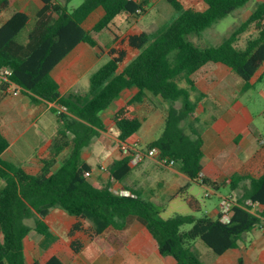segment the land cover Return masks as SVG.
<instances>
[{
  "label": "trees",
  "instance_id": "trees-1",
  "mask_svg": "<svg viewBox=\"0 0 264 264\" xmlns=\"http://www.w3.org/2000/svg\"><path fill=\"white\" fill-rule=\"evenodd\" d=\"M42 1L44 5L33 20L25 12L16 11L0 26V68L9 67L10 80L30 94L34 102H54L66 111L59 113L57 107L53 108L60 127L37 173L1 157L9 141L0 131V264H64L56 255L45 262L32 263L25 256L26 237L32 230L48 233L45 218L54 208L89 220L93 225L92 237L99 243L108 229L121 231L139 221L157 240L160 253L172 256L175 264H206L193 248V241L198 238L221 255L236 248L245 233L264 226V165L259 174L231 177V189L240 193L236 199L239 205L232 208L230 221L223 222L209 214L197 217L193 213H174L165 218L159 204L137 191L115 192L112 180L123 182L133 170L130 154L111 163L110 180L104 186L90 180L87 173L91 174L92 165L82 157L92 139L113 125L119 130L120 141L128 143L142 126L134 112L135 105L150 92L168 104V111L160 135L148 147H158L160 157L175 159L191 180L217 190L215 182L199 178L204 138L188 119L203 94L193 75L209 62H220L243 78V91L254 85L251 80L264 63V0L221 43L205 45L197 43L194 37L200 38L206 29L250 0H204L202 9L187 7L181 0H167L176 15L155 32L129 36V45L139 50L132 60L121 69L126 53L111 49L109 59L91 74L86 92L70 91L64 95L52 76L54 67L79 43L100 48L94 34L111 28L121 14L145 10L148 0H83L72 10L58 0ZM8 4L9 0H0V10ZM100 8L103 15L91 29H86L85 21ZM25 30L27 36L21 41L19 36ZM7 86L8 82L0 79V88L6 90ZM133 87L138 91L113 114L110 122H105L102 111L124 90ZM67 148L68 156L54 169ZM189 186L181 187L174 197L184 196L192 212H198L202 204L195 196L186 194ZM249 199L257 203L256 213L250 207L240 206ZM186 224L191 227L183 230ZM81 229L83 223L79 221L71 234ZM72 247L78 252L82 243L74 240Z\"/></svg>",
  "mask_w": 264,
  "mask_h": 264
},
{
  "label": "crops",
  "instance_id": "crops-1",
  "mask_svg": "<svg viewBox=\"0 0 264 264\" xmlns=\"http://www.w3.org/2000/svg\"><path fill=\"white\" fill-rule=\"evenodd\" d=\"M43 5L42 0H9L8 6L0 10V26L16 11L25 12L33 20ZM96 14L97 18L95 16L96 19L91 25L90 19ZM102 15L103 10L97 9L85 21L84 27L88 30L91 29ZM27 33L26 30L23 31L19 39L24 41ZM93 49L94 47L87 43H79L54 67L51 73L59 83L62 95L70 91L86 92L89 89L90 76L98 69V66H94L96 56ZM213 67L221 72L214 71ZM203 70H211L213 76L202 79L203 81L199 83L200 80L198 81L196 78L201 76L200 73ZM232 75H234V80H232ZM263 75L264 63L252 78L251 83L255 84ZM193 77L203 96L194 113L189 117L188 123H191L204 138L201 172L205 178L217 184L218 189H214V192H219L221 187L231 188V177L235 174H259L262 172L264 165V110L260 113L262 120L255 124V116L239 98L243 93L245 81L223 63L209 62L195 72ZM137 91L138 89L134 87L124 90L112 102V104H116V111ZM145 98L146 96L134 108V112L142 121V126L137 133L129 138L128 143H133L135 140L142 143L150 142L160 135L159 133L153 137L152 135L156 134L157 130L152 126L153 124L145 127V118L137 112L140 104L145 103ZM54 107H58L54 102H34L28 93L21 91L18 95H14L0 88V131L9 141V146L1 157L22 166L30 173L40 171L43 166L42 158L49 151L53 138L60 127L58 115L53 111ZM166 108L167 115L168 106ZM116 111L105 114V118L102 113L101 116L108 123ZM110 130L115 131L118 137L119 130L116 126H111L108 131ZM102 132L107 131H101V134ZM117 140L121 147L122 142L119 137ZM130 146L134 151L140 149L139 146ZM86 147L83 149L82 157L92 165L90 180L98 186H104L110 180L109 166L124 154L120 149V152L113 155L111 160L102 163L100 160H91L87 156ZM69 152L70 149L67 148L60 154L54 169L59 167ZM156 161L159 162L157 158L146 157L139 164L133 165L132 172L123 182L112 180L111 188L117 193H128L129 190H135L145 199L159 204L163 211L170 208V212L173 213L189 211L192 213L184 196L174 197V194L181 187L190 184L186 194L198 198L192 193V186L199 184L204 189L205 186L198 181L191 180L187 174L181 171L178 163L162 167ZM161 168L163 171L160 176L151 174L153 170L156 173V169ZM133 174H135L134 179H132ZM150 175L152 176L150 177ZM235 191L238 192V190L231 189L232 193ZM231 192L229 194L233 195ZM225 195L228 194L221 195V198ZM163 211L162 216L165 217ZM51 214L58 215L60 218L53 217L55 221L50 222L48 218ZM208 214L216 218L218 207ZM45 221L49 226L47 234H40L32 230L34 233L31 231L25 239L24 250L27 262L26 241L31 239L38 243L31 263L35 260L45 262L51 256L56 255L64 264H175V259L172 256L160 253L157 240L139 221H134L128 228L121 231L114 228L108 229L100 243L92 237L93 225L89 220L69 215L60 208L52 209ZM79 221L83 223V229L70 234L73 225ZM245 234L248 242L243 235L236 248H231L217 257V264H264V228L261 226L260 230L255 228ZM74 240H79L82 243L78 252L74 251L72 247Z\"/></svg>",
  "mask_w": 264,
  "mask_h": 264
},
{
  "label": "rangeland",
  "instance_id": "rangeland-1",
  "mask_svg": "<svg viewBox=\"0 0 264 264\" xmlns=\"http://www.w3.org/2000/svg\"><path fill=\"white\" fill-rule=\"evenodd\" d=\"M58 1L62 3H67L69 10L78 7L83 2V0H70L68 2L67 0ZM139 1L144 2V0ZM181 1L187 7H192L195 9H202L204 7V0ZM259 1L261 0H250L245 6L238 8L222 20L215 23L212 27L206 29L200 38L194 37V40L202 45L208 43H221L233 31L235 27H237L243 20L248 17L251 11L255 9ZM144 8L145 10L137 14L124 13L119 15L115 23L111 25V28L105 29L100 33L94 34L99 40L100 44V48L93 49L96 56L94 65L95 67H99L105 61H107V59L111 56V49H116L117 51L123 50L126 53L125 60L121 63L122 69L130 60H132L136 56L139 51L129 45V36L131 34H136L143 31L155 32L176 15V10L167 0H148V2L144 4ZM97 14L94 15L92 19H90L91 25L93 24V21L97 18ZM212 69L214 71L221 72L220 70L214 69V67ZM200 75L201 76H198L196 78L198 81L200 80L199 83L203 81L202 79H205L207 77L211 78L213 76V72L211 70H203ZM232 80H234V75H232ZM87 84L89 85V80ZM239 98L247 105V109L255 116L254 123L258 124L262 120L260 113L264 110V75L262 79L257 81L251 88L246 91H243ZM167 106L168 105L164 101L148 92L145 98V103L140 104V106L137 108V112L145 118V127L153 124L152 126H154L155 130H157V133L152 135L153 137H156L159 133H161L163 129ZM112 111H116L115 103L110 105L105 111H102V114L104 115L103 118H105V114L112 113ZM117 139L118 137L115 131L113 130L102 132V134L95 136L92 141L87 145V156L91 160H100L102 161V163H107L108 160H111V157H113V155H116L120 152L121 147ZM148 142L149 141H145L144 143H142L139 140H135V142L128 144L132 145L133 147L139 146V150H145L148 147ZM111 152L113 153L111 154ZM156 163L162 165V167L166 166L157 161ZM154 171L155 170H153V172L151 173L152 175L160 176L162 174L163 168L158 170L156 169V173ZM152 175H150V177ZM134 178L135 174H133L132 176V179ZM191 191L198 197L202 204V209L200 211L192 213L195 216L200 217L214 211V209L218 207L221 201V195L229 194L231 192V188L221 187L219 192L215 191L209 197H205V189L199 184H194L191 188ZM232 194L235 199H237V197L240 195V193L236 191ZM170 211V208L164 210L163 215L165 217L172 216L174 213ZM182 213H190V211ZM53 217L60 218V216L58 215L54 216V214H51L48 218L50 222L55 221V218L53 220ZM190 227L191 224H186L182 226V229L188 230ZM262 227L264 228V226ZM256 228L260 230L261 226H258ZM246 236L247 235L244 234V239L246 238ZM245 240L246 242H248L247 238ZM37 246V241H32L31 239H28L26 241V249L29 263H31L33 259V254L35 253V249ZM193 248L197 250L201 258L207 264H217V257H219V255L216 254L211 248H209L200 238L193 241Z\"/></svg>",
  "mask_w": 264,
  "mask_h": 264
},
{
  "label": "built area",
  "instance_id": "built-area-1",
  "mask_svg": "<svg viewBox=\"0 0 264 264\" xmlns=\"http://www.w3.org/2000/svg\"><path fill=\"white\" fill-rule=\"evenodd\" d=\"M141 12V10H139ZM11 74V69L9 67H2L0 68V79L8 82V86L6 91L13 93L14 95H18L21 92V87L10 80L9 75ZM66 111V109L62 106L58 107V112ZM121 151L124 155L130 154L131 155V163L132 165H137L141 161H143L146 157L157 158L159 163L172 166L176 164V160L172 159L168 156L160 157L161 150L158 147H147L145 150H133L132 147L128 143L121 144ZM107 169V168H104ZM87 175H91L90 172ZM200 180H203L204 175L201 172L199 175ZM205 186V197H209L212 193H214V187L211 185H204ZM235 205H239L233 195L228 194L222 196L221 201L218 205V217L223 222H228L231 219V212L232 208ZM242 207H250L251 211L256 213L257 210V203H254L252 200H247L245 204L240 205Z\"/></svg>",
  "mask_w": 264,
  "mask_h": 264
}]
</instances>
